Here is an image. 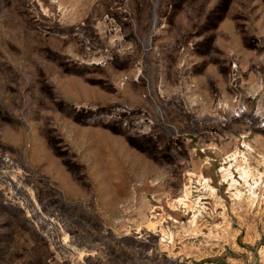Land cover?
Segmentation results:
<instances>
[{
	"label": "rangeland",
	"instance_id": "rangeland-1",
	"mask_svg": "<svg viewBox=\"0 0 264 264\" xmlns=\"http://www.w3.org/2000/svg\"><path fill=\"white\" fill-rule=\"evenodd\" d=\"M0 264H264V0H0Z\"/></svg>",
	"mask_w": 264,
	"mask_h": 264
}]
</instances>
